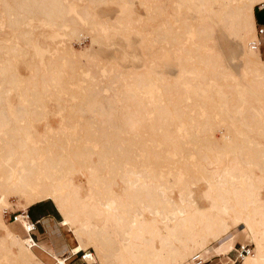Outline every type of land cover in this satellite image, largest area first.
Masks as SVG:
<instances>
[{
  "label": "bare ground",
  "instance_id": "1",
  "mask_svg": "<svg viewBox=\"0 0 264 264\" xmlns=\"http://www.w3.org/2000/svg\"><path fill=\"white\" fill-rule=\"evenodd\" d=\"M109 1L119 6L113 19L95 12ZM71 2L0 0V31L11 29L0 32V264H66L67 254L91 248L95 264L229 259L240 225L255 246L241 264H264V58L251 46L254 7L264 0H142L149 23H157L152 32L135 24L143 21L133 18V0H90L80 9ZM34 20L69 36L52 45L44 73L28 51ZM90 25L91 46L78 52L70 40ZM220 29L242 46L238 74L218 47ZM130 32L143 53L123 51L120 59L140 60L142 68L111 65L110 84L92 73L81 87L83 75L102 66L106 41ZM17 56L31 73L12 109L8 96L23 79ZM168 64L174 76L156 69ZM73 91L81 99L57 128L33 123L40 116L30 106ZM12 196L23 203V229L28 208L51 200L77 244L66 255L32 247L25 229L21 236L6 223Z\"/></svg>",
  "mask_w": 264,
  "mask_h": 264
},
{
  "label": "rangeland",
  "instance_id": "2",
  "mask_svg": "<svg viewBox=\"0 0 264 264\" xmlns=\"http://www.w3.org/2000/svg\"><path fill=\"white\" fill-rule=\"evenodd\" d=\"M71 5H73V1L78 5L79 9L81 6H84L87 2L90 0H71ZM142 0H133V9L137 14L133 15V18H138L139 15H142V21L141 24L138 22L135 23L136 25L139 26V29L145 31V32H152L153 27L155 24H157L155 21H152L149 23L147 17V13L149 12L146 9V5H141ZM114 4V5H113ZM117 3H114L112 1H109L107 3H101L95 7V12L99 16H108L109 18L113 19L117 15L119 11V6ZM130 2H126L123 7L124 9H127L130 7ZM14 17V16H13ZM35 25H39L36 30H35V35L32 40V43L30 45V49H28L29 54L32 56H36L38 59L39 66L42 70V72H45V61L46 59L52 54V45L55 43H60L63 42L64 39H68L69 36L66 35V31L62 30L59 28L56 24L54 23H45V21H33ZM93 25L86 26L85 31L82 32L81 40L79 38L75 37L71 39V43L73 47L75 48L76 51H81L84 48L90 47L92 43V34L91 28ZM9 27H6L2 30L9 31L7 29ZM2 30L1 35H2ZM11 30V29H10ZM130 36L128 35V38H125L124 36H120L119 34H115L114 37H111L106 41V44H108L104 50L101 52V57H102V66L101 67H95L93 70L90 72H86V80H81L79 81V84H81V87L84 85L86 86L87 83H91V75L92 73L95 75L97 81H99V85H108L111 82L109 81L110 78L113 76V70L109 69L111 65L118 66L121 71H125L129 68H134V69H141L142 68V61H134L133 63L131 62H122L121 61V55L123 51L132 53L135 52L139 55H142V50L139 46L141 45V38L138 34L136 33H129ZM0 35V36H1ZM91 35V36H90ZM152 37L153 35H148ZM217 43L219 44L218 47L223 54V57L225 58V62L227 63L226 65L229 66L236 74L239 73L240 70V54L242 51V46L241 44L232 36H230L226 31L223 29L218 30L217 34ZM45 42V43H43ZM150 44H152V48L156 49L158 47V42L156 41H151ZM13 45V44H11ZM97 48V46H95ZM264 49V47H263ZM20 56V55H19ZM17 56L15 58V66L17 72L23 77V79L20 81V85H18V88L15 90L13 89L9 96H8V102L11 104V108L14 109L17 107L18 104H20V99H19V92H21V89L23 88L24 84L27 83L26 79L27 77L30 76L31 73V68L28 64V60H25L24 58H21ZM264 58V56H262ZM83 60H86L85 57H82ZM227 59V60H226ZM44 71H43V69ZM160 72H165L167 75L174 76L176 74V68L172 64L164 65L162 67H157L156 68ZM102 81V82H101ZM116 85V84H115ZM73 90H77L80 93H83V90L76 87V85L72 86ZM82 90V91H81ZM106 91H108V87L105 88ZM76 91V92H77ZM112 90H109L108 93H110ZM76 92H69V93H64L61 95V97L56 98L53 97L50 94L44 95L43 102L42 103H37L35 105H32L29 107L30 112L35 114L36 116L39 115V120L37 122H33L34 124H37L39 127H42L45 125L46 122H49L53 127L57 128L59 124L62 122L64 119V114L72 111V105L76 104L79 102L81 99L79 95L76 94ZM59 101L61 104H63L66 107V111H63L60 109L59 106ZM194 113V112H193ZM87 114H84L83 117H86ZM33 121V120H32ZM219 135L218 132H216V136ZM205 187V183H201L199 186L195 188L196 192V198L201 200V192ZM177 199V196L175 197ZM12 201L14 202V206L10 209H4V217L6 219V223L9 226V228L17 233L18 235L21 236H26L27 234L24 232V229L22 228L20 221L18 220L17 216V221L13 222L12 218L10 219L9 216H5L6 211H17L18 215L22 213L23 209V203L18 202V199L16 197L12 196ZM42 206V209L44 207L48 210H53L55 213V217H47L45 220L43 219L42 222L45 224L46 230L48 232L49 237L51 238L52 242V247L51 249L56 250V252L60 255H66L64 254L69 253L70 247H73L77 244V240L75 237L71 236L70 232H68L67 229L63 230L64 227L60 224L63 220L62 216L59 214L57 211L54 203L49 200L46 202L40 203ZM58 212V214L56 213ZM34 217H39L41 215V209L40 208H34L33 209ZM244 229L243 225L238 226V229L234 230L233 232L236 234V242H235V247L238 246L239 243L242 244H251L253 247V250H255V246L247 242L244 236V233L241 231ZM38 230L44 231V228H42L40 225L38 226V229L36 231V234H38ZM66 231V232H65ZM47 236V235H46ZM60 236L62 239V242L57 239V237ZM44 238L45 236L42 235ZM59 238V237H58ZM68 245H66V243ZM41 243V242H40ZM43 244V243H42ZM93 251L94 249L91 248ZM39 252V253H38ZM95 252V251H94ZM36 254L41 257V259L44 261L43 256L41 255V251L38 249L36 251ZM96 254V253H95ZM233 252L229 254L231 257ZM68 256V254H67ZM97 256V255H96ZM99 260V258H98ZM221 263H219V261ZM227 257L224 256H215V257H210V260L205 262L204 264H230L228 263ZM46 262L49 264H52V261H48L46 258ZM227 262V263H226ZM70 264H77L78 261L75 258L69 259ZM241 264V262L237 263Z\"/></svg>",
  "mask_w": 264,
  "mask_h": 264
},
{
  "label": "built area",
  "instance_id": "3",
  "mask_svg": "<svg viewBox=\"0 0 264 264\" xmlns=\"http://www.w3.org/2000/svg\"><path fill=\"white\" fill-rule=\"evenodd\" d=\"M257 7V10L259 12V17L255 19V40L252 42L251 46L253 49L259 51L260 47L264 45V2L261 4L255 5ZM17 211H6L5 216H9V218H12L13 222L17 221ZM29 226L25 229V232L31 236L32 239V247H39L38 241L35 238V231H36V225L38 223V220H32L28 213L26 212V217ZM253 250V247L251 244H242L239 243L237 247L234 248L232 251L233 254L229 258L228 263L237 264L243 260V258L246 255H249ZM68 260L66 264L69 263V259L75 258L78 263L77 264H95L94 259V251L92 249L87 250H81L76 253H69L68 254ZM203 260L200 258L199 255L195 254L193 255L186 264H204Z\"/></svg>",
  "mask_w": 264,
  "mask_h": 264
},
{
  "label": "crops",
  "instance_id": "4",
  "mask_svg": "<svg viewBox=\"0 0 264 264\" xmlns=\"http://www.w3.org/2000/svg\"><path fill=\"white\" fill-rule=\"evenodd\" d=\"M254 18L256 19V16H255V12H254ZM263 47H264V45H262L261 47H260V49H259V52L262 54V56H264V49H263ZM47 217H52V218H54L55 217V213H54V211L53 210H48V209H46V208H44V209H42L41 210V215L39 216V217H36V218H38L37 220H38V223H37V225H36V231H37V229H38V226L40 225L42 228H44V231H40V230H38V234H36V231H35V238L37 239V241H38V243H43L44 244V247L43 248H51L52 247V242H51V238L49 237V235H48V232H47V230H46V227H45V224L42 222V220L44 219L45 220V218H47ZM42 235H44L45 237L43 238L42 237ZM47 235V236H46ZM66 243V242H65ZM66 245H68L67 243H66ZM42 248V249H43ZM66 253V252H65ZM64 253V254H65ZM219 261V263H221L220 262V260H218ZM219 263H217V264H219Z\"/></svg>",
  "mask_w": 264,
  "mask_h": 264
},
{
  "label": "trees",
  "instance_id": "5",
  "mask_svg": "<svg viewBox=\"0 0 264 264\" xmlns=\"http://www.w3.org/2000/svg\"><path fill=\"white\" fill-rule=\"evenodd\" d=\"M254 12H255V16L258 18V17H259V12H258L256 6L254 7ZM46 201H49V200H46ZM46 201H45V202H46ZM41 203H42V202H41ZM34 208H40V209L42 210V206H41L40 203H36V204L30 206V207L28 208V210H27V213H28V215L30 216V218H31L32 220H37L38 218L34 217V213H33V209H34ZM44 208H45V207H44ZM56 213L58 214V212H56ZM58 215H59V214H58Z\"/></svg>",
  "mask_w": 264,
  "mask_h": 264
}]
</instances>
